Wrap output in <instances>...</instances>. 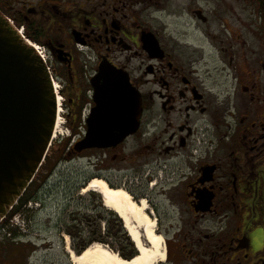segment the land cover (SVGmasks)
Instances as JSON below:
<instances>
[{
    "label": "flooded vegetation",
    "instance_id": "af4514ba",
    "mask_svg": "<svg viewBox=\"0 0 264 264\" xmlns=\"http://www.w3.org/2000/svg\"><path fill=\"white\" fill-rule=\"evenodd\" d=\"M0 14L55 63L72 133L118 129L115 110L98 104L106 77L139 97L133 134L66 157L88 155L92 179L145 200L162 239L158 264H264V0H0ZM103 208L90 206L88 242L114 246L117 221ZM27 223L9 239L0 231V264H28L32 247L49 243Z\"/></svg>",
    "mask_w": 264,
    "mask_h": 264
},
{
    "label": "water",
    "instance_id": "95a60500",
    "mask_svg": "<svg viewBox=\"0 0 264 264\" xmlns=\"http://www.w3.org/2000/svg\"><path fill=\"white\" fill-rule=\"evenodd\" d=\"M100 109L122 119L113 133L94 131L75 144L82 152L121 142L138 128L140 99L129 84L106 77ZM118 97L114 96V88ZM56 103L47 67L35 50L0 14V220L16 205L35 177L50 146Z\"/></svg>",
    "mask_w": 264,
    "mask_h": 264
},
{
    "label": "rangeland",
    "instance_id": "374dc122",
    "mask_svg": "<svg viewBox=\"0 0 264 264\" xmlns=\"http://www.w3.org/2000/svg\"><path fill=\"white\" fill-rule=\"evenodd\" d=\"M199 3L200 4L198 5L202 6L207 14L211 13L213 5L207 3L205 6L204 3ZM168 9L171 10V7ZM161 23L164 24L168 30L172 29L169 26L174 24L173 21H170L167 18H162ZM175 25L178 26L179 24L175 23ZM249 40L252 46L256 45L257 38L255 39L252 37ZM262 46L263 45L259 46V48L263 49ZM256 51L254 50V52ZM204 56L210 64L216 65L217 55H215L212 50L206 48ZM50 67L52 72L55 71L56 65L54 62L51 63ZM218 67H220V64ZM53 76L61 81L55 74H53ZM224 86L227 87L225 82L222 84V87ZM57 90H59V88ZM65 113L66 108L63 107V119L60 118L61 125L58 129L61 136L59 135L56 139H53V143L48 150L47 160L43 163L35 177L34 184L29 188L30 194L34 200L31 202L30 206H27V208H31L35 211L39 209L41 210L40 212L34 213L31 218L28 216L29 214H26L29 219L27 218L25 224L30 220L27 224L30 223L29 228L31 229V233L39 236L42 234L44 237L49 238V243L43 244L42 242H39L32 247L34 251L29 258L30 262L28 264H70L68 261L69 256L66 254L67 249L74 252V248L79 249L84 244H87L85 249L94 245H99L97 243L88 242L90 235L88 218L90 206L100 205V201L101 199L103 201V198L98 193L96 194V192H82V190L87 187V184L94 180L92 179L93 176L96 175L89 165L88 155L73 158L66 157L69 149L75 144L74 140L77 138L78 133H72L71 130L65 126ZM76 141L77 140H75V142ZM146 206V208H148V204ZM27 208L24 209L23 207L20 210V222L23 221V215H25L28 210ZM107 211L108 210L106 209L105 212ZM147 211L146 215L153 222L154 220H152L147 214ZM111 213L118 224L112 220L110 231L118 233V238H120L121 243L119 242L114 246H108V248L106 245H100L101 247L117 254L118 257L124 260V262L129 263L132 261H126L123 255L133 251L138 256L139 251L136 247L137 241H139V244L146 252L152 253V251H154L150 241L145 235V223L141 219L130 214L125 223L124 219L118 218L113 212ZM46 216H50L53 219L50 225H47L45 221ZM121 226H123L124 229L121 228ZM60 236H63L64 238L66 237V246L63 242L59 241ZM12 237L14 236L6 235L5 238L9 239ZM68 238L74 239L72 245ZM85 249H81V252ZM160 251H162L163 254L162 246H160ZM158 261L160 262V260H157L156 264L159 263Z\"/></svg>",
    "mask_w": 264,
    "mask_h": 264
},
{
    "label": "bare ground",
    "instance_id": "6f19581e",
    "mask_svg": "<svg viewBox=\"0 0 264 264\" xmlns=\"http://www.w3.org/2000/svg\"><path fill=\"white\" fill-rule=\"evenodd\" d=\"M36 51V46H32ZM57 92V84L53 87ZM59 101L57 102L58 106V117L56 119V125L53 132V139H56L57 136H61L58 132L61 122V108ZM83 193L96 192L103 198L104 207L113 212L118 218L124 219L125 223L128 220V215L133 214L145 223V235L150 241L154 251L146 252L145 249L137 243L138 256L132 259V262H124L117 254L106 250L100 245H94L86 249L80 256H76L67 249L66 254L69 256V261L72 264H156L157 260L162 261V251H160V246H162V239L158 234H155L154 230L156 228L155 223L152 222L146 215V202L145 200L140 203H136L132 196L125 191L123 188H111L104 180H92L89 182L87 187L82 190ZM137 220V219H136ZM130 231V230H129ZM132 233V232H131ZM136 236V235H135ZM137 237V236H136ZM159 262V261H158Z\"/></svg>",
    "mask_w": 264,
    "mask_h": 264
},
{
    "label": "trees",
    "instance_id": "16d2710c",
    "mask_svg": "<svg viewBox=\"0 0 264 264\" xmlns=\"http://www.w3.org/2000/svg\"><path fill=\"white\" fill-rule=\"evenodd\" d=\"M32 186V185H31ZM30 188V187H29ZM29 188L27 189V191L25 192V194L23 195V197L19 200V202L17 203V205L14 207V209L12 210L11 216L17 214L24 206H26L31 200H34L32 195L30 194ZM87 244H84L81 248H85Z\"/></svg>",
    "mask_w": 264,
    "mask_h": 264
},
{
    "label": "built area",
    "instance_id": "2783aa9c",
    "mask_svg": "<svg viewBox=\"0 0 264 264\" xmlns=\"http://www.w3.org/2000/svg\"><path fill=\"white\" fill-rule=\"evenodd\" d=\"M20 32L22 33V30H21ZM40 54H41V56H42V57H44V55H43V53H42V52H41Z\"/></svg>",
    "mask_w": 264,
    "mask_h": 264
}]
</instances>
